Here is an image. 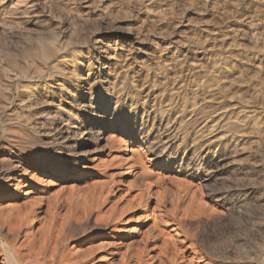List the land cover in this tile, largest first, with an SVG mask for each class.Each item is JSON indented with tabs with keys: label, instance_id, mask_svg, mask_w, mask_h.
Listing matches in <instances>:
<instances>
[{
	"label": "rangeland",
	"instance_id": "374dc122",
	"mask_svg": "<svg viewBox=\"0 0 264 264\" xmlns=\"http://www.w3.org/2000/svg\"><path fill=\"white\" fill-rule=\"evenodd\" d=\"M8 1L5 0L4 5H1L2 3H0V10L7 5L6 3ZM23 2V6L26 5L25 7L29 14L17 12V15L12 17L13 21L17 23L15 26L17 27V30L15 31L14 29L15 32L12 31L15 34L12 37L5 35V33L4 35L0 34V45L4 43L1 46L2 48H0L7 53L9 52L8 54L15 55L19 64H22L25 61L24 64L28 67L32 59L21 58L22 43H24L21 36L26 37L25 34L27 33V35L33 37L37 34L42 36L47 32L46 30L53 27L51 25L52 21L57 22V16H60L59 18L61 19L63 16L65 18V15L69 16L74 14L75 11L77 12L75 14L79 13L83 18V22L81 23L82 28L73 36L68 34L65 35L66 39H63L69 43L65 47V50L69 49L77 51L79 49V51L84 53L83 59H79L81 76L78 78L79 81H77L75 88L77 89L78 95L84 97L86 104H89L90 101L92 104L98 103L101 106L102 111H106V114L100 116L102 119H99L98 121L99 123L108 121V127L101 136L100 130H97L94 133L93 139L95 141L93 139L90 140V142L88 141L90 146L87 147L88 150L86 149L87 152H91L88 153L85 159L80 160L79 166L75 172L72 171V167L70 166L69 171L66 174L68 176L60 181V187L56 186L55 182H57L58 179H49L44 177V175L42 176L43 172L40 167L47 166L48 169H57L63 166L65 157L64 154H62L63 151L59 148L60 142L58 141L55 145H51V139L49 138L34 136L28 132L23 133L24 131L16 126L12 114L16 112L19 114L27 113V106L28 103H30L29 101L34 100L36 94V98L38 99V93L40 94L38 101H41L42 97H46L47 101L52 100L53 102L52 104L37 106V110L43 113V115L41 114L42 117L46 113L53 115L57 113L58 110L59 113H64L67 112V110H70V112L72 111V113L78 114L83 112V108H75V106L70 103L69 98L62 93L58 95L55 94V97L51 99V97L45 95L42 90L39 91V88L36 91L32 89L35 84L42 85L43 82L49 83L52 81L54 83L55 79H60L52 74V66L56 63V59L54 58L47 62L45 71L41 75L42 77L34 75L25 76L22 74L15 75L12 73L11 75L9 74V76L0 69V188L4 189L0 205H4L3 208L13 210L23 209L25 206L33 205L37 209V216L39 223H41V221L45 222L47 220L46 207H44L45 205L43 201L49 203V208L56 203V205H58V209L56 210L58 213V219L55 220V230L59 231L60 235L64 238V253L72 250L88 239H97L99 236L106 234L120 240L122 245L134 246L132 247V249H134L136 248L135 245H137L138 241L142 239V236L146 232V227L143 224L139 225V220H142L141 218H143V216L140 217L142 212L136 210L133 205L129 204L130 201L137 196L138 189L136 188L138 186L133 182H129L128 185L135 186V190L125 189L123 179L129 176H126L124 172L119 173L121 172V168H119L116 162L123 152V147L127 145L138 151H145L144 153L147 155L146 159L147 161H150L153 172L159 175V183L162 185L160 189L162 194L161 210L171 208L173 197L177 195V192H179V196H181L184 188H196L202 193V196L208 203L219 209L220 216L218 217V221L208 229L206 228L203 230L202 233L200 231V234L204 239L209 237L212 240L208 245L212 246L214 250L219 252V249L221 248L219 253H221L222 258L225 260L224 262V260L221 259V261L223 260L222 263L261 264L262 261L260 255H262L263 250H260L258 246L261 239L264 238V232H255V229L251 227L250 234L252 237L250 240L252 241H249L250 245L248 244L246 248L240 249L236 243L238 242L240 245V242L237 241L239 240L237 237L241 236L244 219V217L240 215L242 210L241 203L237 201V203L233 205L229 203L223 204L220 194L223 193V188L226 187V185H230L229 183H235V186L240 187L239 185L241 184V181H239V175L234 174L232 168L239 167V164H243L248 171L246 183L248 184L247 189L250 194L248 202L249 207L246 209V214H249L248 208L251 210L255 204H259L261 207L259 206L260 208L256 209L261 212L260 219L264 224V145L262 146V143L258 142L255 135H247L248 133L243 131L244 134L242 135H245L246 133V137L242 136L240 134L242 133L240 132L241 129L237 128L240 126L239 123H243L244 121L250 122L254 121V119H259L264 122V91L262 92V90H264V79L259 86V88H261L259 92V79L253 77L251 74H246L247 69L249 70V68H251L256 58L259 59L260 63L262 62V64H264L263 53L254 55L249 52L251 48L255 47V45L259 46L261 44H259V36L261 41L264 40V0H57L59 3H56V7L59 9L56 11L55 6L53 9H50L49 7V2H51V0H23ZM47 5L49 6L46 7ZM61 9H63L62 12H60ZM234 9L236 10L234 11ZM64 18L61 20L59 19V21H64ZM137 28H143L144 31H146L145 28H149L147 30L149 32L146 33V39L138 43L132 41L133 39L129 33V30ZM17 31L21 32V36L16 35ZM260 32L263 34L258 35ZM255 34H257L258 37H255L257 36ZM252 35L255 36L253 37ZM250 36H252L253 39ZM250 38L252 39L251 42ZM255 38L258 40L255 41ZM216 39H219L220 41H217ZM18 40L20 42H18ZM201 40L203 43H201ZM254 42L257 43L254 44ZM16 44H19V47H17ZM73 44H75L76 47L75 45L73 46ZM83 44L84 46L82 47ZM249 47L250 50L248 49ZM244 48H246V50ZM128 49H130V51ZM6 56L2 58L0 63H3V66L7 65L9 62V59L7 58L10 57H8V55ZM216 59L219 60L218 64H216ZM88 62L90 63L89 70L86 69L87 67L85 68L87 65L86 63ZM114 64L118 73H124V75H122L124 77L123 81L119 79L118 76L114 75V68L112 67ZM149 64L153 69L151 73L152 81L149 84L150 87H148V84L144 85L145 90L146 88L149 89V100L144 104L143 97H138L137 90L132 88V78H136L135 76L141 70V66ZM157 64L158 66H165V71L172 68L176 69V75L158 70ZM2 65H0V68ZM120 66H122V69ZM207 67L210 68L208 69ZM237 67L238 69L240 68V70L243 69L241 70V72L243 71V75L240 74L241 72L238 71ZM103 73H106L107 77L104 76ZM231 74H234V77L233 75L231 76ZM239 74L241 77H245L240 78ZM199 75L202 76L199 77ZM235 75H237V77L239 76L241 79L240 83ZM185 77L187 79H185ZM193 77L197 80L193 79ZM213 78L215 81H212L214 80ZM209 79L211 81H209ZM219 79H223V83H221L222 81ZM228 79H231V81L227 82ZM119 80L120 83L125 84V90H123V94L120 95V100L115 101L109 90L114 83H119ZM187 80L188 83H185ZM190 82H192V85ZM141 83L142 81L139 82L138 85L140 86ZM229 85H231V87H229ZM251 85L253 86L252 88L250 87ZM223 87L226 88L228 92L224 90ZM208 88H210V90ZM255 88L257 89V92L254 91ZM72 89L70 88L69 90ZM148 89L146 91H148ZM179 89L182 92H180ZM205 91H207V93ZM183 92H185V94ZM251 92L253 94H251ZM27 93H29V95ZM206 94H208V97H205ZM199 97L202 99L200 100ZM36 98L35 101H37ZM59 99L61 100L59 101ZM170 99H175V102L177 103H175L174 107H176L179 112L182 110L184 111V115L187 116V125L185 123L180 127L174 135V141L170 140L168 142L167 145L170 147L167 148V152H163L158 158L154 151L151 152V154L146 153L148 147L160 148V144H158V142L156 143V139H154V134L152 132L147 134V130L143 132L140 130L141 128H139L138 124L133 126L131 121H134L135 119L136 121L139 120L143 111L149 112L152 110L155 113L159 106L162 107L163 110L168 109V105L172 104L169 103ZM203 99L208 100V102ZM250 100L253 101L250 102ZM203 109H205V112H203ZM113 110L116 111L114 115ZM85 114H87L88 117H91L92 112H86ZM151 114L148 129L152 121H154H151L154 115L153 113ZM254 115H257L256 118ZM226 117H229V119H226ZM9 118L10 121L6 120ZM248 118L251 119L249 120ZM7 121L10 122V124ZM233 121L239 125H235ZM236 121L239 122L237 123ZM228 122H231V125L227 124ZM242 123L241 125H244V123ZM204 124L206 127H212L208 129L210 131L204 133L205 135L197 138L200 134L199 129ZM235 128L237 129L234 130ZM10 130L12 135L9 136L8 133L11 134V132H9ZM15 134L19 135L16 136ZM183 135H185L186 138L184 143L181 144L180 138ZM228 139H233L239 143L243 142L244 144L242 148L245 150H240L239 146L234 155V164L222 163L223 165H220L222 168H215L212 163L216 162L218 158L216 154L215 156L212 154L217 145H222V143L226 142ZM253 140L255 141L253 142ZM195 142L199 144V149L194 153L191 148L190 151L185 149L188 144L191 145ZM76 143L79 146V140H76ZM81 144L83 145L84 142H81ZM219 148L221 149V146ZM258 150L260 152H258ZM242 153L243 156H241ZM168 154L171 155L168 157ZM157 161L162 164H159ZM168 162L170 165L167 166L166 163ZM10 176L14 177V180L9 179ZM41 178L44 179V181L40 183ZM114 179L120 180L122 183L117 184L116 182H112V185L117 187V191L108 193L106 184ZM127 179L130 180V178ZM233 179L235 182L231 181ZM22 184L26 187L22 189H26L29 193L26 198L24 196L21 198L20 194L16 192ZM15 185L16 187H14ZM35 188L44 189L42 202L35 201L32 198L34 193L33 189ZM59 188H63L61 193H59ZM99 192L103 194L101 195ZM216 196L220 198V200H218L219 202L214 201ZM61 204H64V206H60ZM92 204V216L88 219V227H83L81 229L77 227L68 228L67 226H61L60 219L65 216L64 214L66 213V210L76 213L78 217H82V210ZM152 209L155 211V201L151 199L148 210L151 211ZM237 210H239V212ZM156 213H158V211H156ZM132 217L140 218L135 221ZM150 219L151 215L148 220L150 221ZM103 220H107L106 225L109 224L108 227L106 229L95 230L94 225L100 224ZM194 221V218H191L189 223H185V227L189 229L191 233L197 232V225ZM254 221L256 222V220ZM254 221H252V223H255ZM77 225L81 226L80 223ZM57 233L58 232H56V234ZM255 236L257 239L253 238ZM23 242L24 237L22 236L16 242V245L18 246ZM235 250H237V252H235ZM244 251L245 253H243Z\"/></svg>",
	"mask_w": 264,
	"mask_h": 264
},
{
	"label": "bare ground",
	"instance_id": "6f19581e",
	"mask_svg": "<svg viewBox=\"0 0 264 264\" xmlns=\"http://www.w3.org/2000/svg\"><path fill=\"white\" fill-rule=\"evenodd\" d=\"M4 1L5 0H0V3H2L1 5L5 4ZM261 1H263V0H261ZM49 3H50V6L47 5L46 7L49 6L50 9H53L54 6L56 7V3H59V2H57V0H51V2H49ZM6 4L7 5L4 6L0 10V34L4 35V33H5V35L12 37L15 35L12 31H14V29H15V31L17 30L16 29L17 27H15L17 25V23L13 21L12 17L17 15V12H22L24 14H29V13L27 12V8L25 7L26 5L23 6V4H24L23 0H21V1L20 0L19 1L11 0V1H8ZM263 8H264V6H263ZM57 9H59V8L56 7L55 11ZM235 10L236 9H234V11ZM62 11H63V9H61L60 12H62ZM68 12H70V11H68ZM64 13H66V12H64ZM75 13H77V12L75 11L74 14H71L69 16L65 15L66 16L65 18L63 16L64 15L63 14L62 16L64 18V21H62V22L59 21L60 16H57L58 17L57 22L52 21L51 25L53 27L52 28L50 27L51 29L48 28L49 30H46L47 32L42 36L41 35L39 36V34H37L33 37V36L27 35L28 34L27 33V34H25L26 37H22L21 32L17 31L16 35L21 36V38H23V42H24V43H22L23 47H22L21 58L22 59H28V58L32 59V61L28 67L26 66V64H24L25 61L23 62V60H22L23 63L19 64L15 58L16 57L15 55L13 56L12 54H8L9 52L7 53L3 49H1L2 48L1 46L4 43L2 45H0V47H1L0 48V63L2 61V58L5 57L6 55H8V57H10V58H7V59H9L8 64L6 62L7 65L3 66L2 65L3 63L0 64V65H2L0 69H2V71L5 72L7 75H9V74L11 75V73H12L15 75L16 74H22L25 76L26 75H30V76L34 75V76L40 77L42 75V73H44V71H45L47 62L50 61V59H52V58L56 59V63L52 66V72H53L52 74H54L55 77H57V78L59 77L60 79L59 80L55 79L54 83L51 80L52 82H49V83L43 82L42 85L41 84H39V85L35 84L32 89L34 91H36L39 88V91L42 90L45 93V95L51 97V99H53V97H55V94L58 95V94L62 93L63 95H65L69 98L70 103L73 104L75 106V108H83V112L78 113V114H74V113H72V111L70 112V110H67V112H64V113H62V112L59 113L58 112L59 110H58L57 113H55L53 115H51V114L49 115L46 113L42 117L43 113H41L37 110V106H41V105H45V104H52L53 102H52V100L47 101L46 97H42V100L38 101L40 98L39 97L40 94L38 93V99L36 98L37 97V94H36V96L34 97V100L29 101L31 104L28 103L27 113L19 114L16 112V113L12 114V117L14 118V122L16 123V126L19 127L20 130H23L24 131V132L22 131L23 133L28 132L29 134H32L34 136H41V137L49 138V139H51L50 140L51 145H55L58 141L60 142L59 148L61 149V151H63L62 154H64V157H65L63 166H61L57 169H48L47 166L40 167V169L43 172L42 176L44 175V177H47L49 179H54V178L58 179L57 182H55L56 186H58V187L61 186L60 181L64 180L68 176L66 174L69 171V167L71 166L72 171L75 172V170L79 166L80 160L85 159V157L88 155V153L91 152V151L87 152V150H88L87 147L90 146L88 144V141L90 142V140L93 139L94 133L97 130H100V136H101L108 127V125H107L108 121H103L101 123H99V121H98L99 119H102L100 116H104V114H106V111H102L101 106L98 103L92 104V102L90 101L89 104H86V100H84V97H80L78 95L77 89L75 88L77 81H79L78 78L81 76V68L79 66L80 65L79 59H83L84 53L79 51V49L77 51H73V50H69V49L65 50V47L69 43L63 39V38H65L66 34L73 36L76 34L77 31H79V29L82 28L81 23L83 22V18L79 15V13L78 14H75ZM242 15H244V14H242ZM63 18H61V19H63ZM257 20H258V18H257ZM148 29L145 28L146 31ZM146 31H144L143 28H137L134 30H129V33L131 34V37L133 39L132 41H136L137 43L144 41V39H146V37H147L146 33L149 32V31H147V32ZM250 31H252V30H250ZM250 34H252V33H250ZM260 34H261V32L258 35H260ZM255 35H257V34H255ZM258 35L255 37H258ZM252 36H250V37H252ZM253 37H252V39H253ZM252 39L250 40V42L252 41ZM259 39H260L259 44L261 43L260 45L257 44L259 46L255 45V47H254V45H253L254 48H251V50H250V47H252V46L249 45L250 47L248 49L250 50L249 52L251 54L252 53L254 55L258 54V53L264 54V43H263L264 40L261 41L260 36H259ZM11 40H13V39H11ZM256 40H258V39L255 38V41ZM18 42H20V41L18 40ZM15 43H16V41H15ZM201 43H203L202 40H201ZM204 43H206V42H204ZM256 43L254 42V44H256ZM9 45H11V44H9ZM74 45L75 44H73V46ZM12 46H13V44H12ZM83 46H84V44L82 45V47ZM17 47H19V44L17 45ZM75 47H76V45H75ZM78 47H81V46H78ZM242 47H244V46H242ZM247 47H248V45H247ZM246 48H244V49L246 50ZM128 50L130 51V49H128ZM247 55H249V54H247ZM227 57H229V56H227ZM262 57H263V55H262ZM209 60H208V63H209ZM218 61L219 60H217L216 64H218ZM89 62L86 63L87 65L85 66V68L87 67L86 68L87 70H89V64H90ZM255 62H257V63H255ZM255 62L252 64V66H251V68H249V70L247 69V71L246 70H244V71H246L247 75L251 74L253 77H256L259 79V82H258V88H259L261 82H263V79H264V64H262V62L260 63L259 59H257V58L255 59ZM247 64H249V63H247ZM227 65H228V63H227ZM229 65H231V64H229ZM150 66H151L150 64L141 66V70L135 76L136 78L135 79L132 78V83H133L132 88L134 90H137L138 97H140V96L143 97V99H144L143 103L144 104L149 100V89L146 88V90L148 89V91H146L144 88L145 87L144 85L148 84V87H150L149 84L152 81L151 80V78H152L151 73H152L153 69ZM108 67H109V65H108ZM112 67L114 68L113 69L114 75L118 76V78L123 81L124 77L122 75H124V73H122V72L118 73L115 69V64ZM120 67L122 69V66H120ZM157 67H158V70H160V71L164 72L166 70L165 66H162V65L158 66V64H157ZM210 67H211V65H210ZM175 68H177V67H175ZM229 69H231V68H229ZM237 69H238V67H237ZM244 69H245V67H244ZM193 70H195V69H193ZM233 70H234V68H233ZM241 70H243V69H241ZM241 70H240V68L238 69V71H240V72H241ZM120 71H122V70H120ZM187 71H188V69H187ZM196 71H197V69H196ZM205 71H206V68H205ZM208 71H210V70H208ZM175 72H177V71L174 68L165 71V73H169L172 75H176ZM242 72L240 73L241 75H243ZM110 73H111V71H110ZM15 75H14V77H15ZM103 75L107 77L106 73H103ZM214 75H216V74H214ZM232 75L234 77V74H231V76ZM241 75H240V78L245 77V76L241 77ZM201 76L199 75V77H201ZM206 76H208V75H206ZM186 77H185V79H187ZM235 77H236V79H239V83H240L241 79L239 78V76L237 77V75H235ZM23 79H24V77H23ZM116 79H114V80H116ZM193 79H196V78L193 77ZM203 79H204V77H203ZM219 80L222 81L223 79H219ZM141 81H142V83L139 86L138 83ZM182 81H183V79H182ZM209 81H211V80L209 79ZM212 81H215V79ZM223 81L221 83H223ZM228 81H231V79H228L227 82ZM170 82H172V81H170ZM172 83H174V82H172ZM185 83H188V80ZM190 83L192 85V82H190ZM210 83H212V82H210ZM219 83H220V81H219ZM229 84H234V83H229ZM194 85H195V83H194ZM227 85H228V83H227ZM163 86H165V85H163ZM232 86H234V85H232ZM229 87H231V85H229ZM250 87L252 88L253 86L251 85ZM24 88H25V86H24ZM70 88L71 89L73 88V89L69 90ZM262 88H263V86H262ZM189 89H191V88H189ZM208 89L210 90V88H208ZM260 89L261 88L258 89L259 92H260ZM6 90H7V88H6ZM123 90H125V84L120 83V80H119V83H114L109 91L111 92V96H113L114 100L116 101V100H120L119 97L121 94H123L122 93ZM202 90H204V89H202ZM224 90H226V88H224ZM179 91H180V89H179ZM254 91L257 92V89L255 88ZM263 91L264 90H262V92ZM180 92H182V91H180ZM199 92H200V90H199ZM205 92L207 93V91H205ZM183 93L185 94V92H183ZM191 93H189V94H191ZM27 94L29 95V93H27ZM140 94H142V95H140ZM173 94H175V93H173ZM211 94H213V93H211ZM219 94H220V92H219ZM247 94H248V91H247ZM251 94H253V93L251 92ZM199 95H200V93H199ZM204 95H205V93H204ZM223 95H224V92H223ZM205 97H208V94H206ZM259 97H260V95H259ZM35 98L37 99V101H35ZM196 98H194V99H196ZM255 98H256V96H255ZM199 99H200V97H199ZM253 99H254V97H253ZM60 100L61 99H59V101ZM203 100H206V99H203ZM213 100H215V99H213ZM252 101L250 100V102H252ZM206 102H208V100H206ZM169 103H172V104L168 105L169 108L166 110H163L162 107L159 106V107H157L158 109L155 113L152 110H150L149 112L143 111L139 120L136 121V119H135L134 121H131L133 126L138 124L139 128H141L140 130H142L143 132L145 130H147V134H149L150 132H152L154 134V139H156V143L158 142V144H160V148L158 147L159 149H157V148H153V147H148L147 148L148 151H146V153L151 154V152L154 151L158 158L163 154V152H167V148L170 147L167 145L168 142L170 140L174 141V139H175L174 135L177 133V131L180 129V127H182L187 122V120H186L187 116L184 115L185 114V113H183L184 111L182 110L179 112V110H177L176 107H174L175 103H177V102H175V99H170ZM259 103L261 104V102H259ZM187 104H188V102H187ZM191 104H192V102H191ZM246 104H247V102H246ZM261 105H263V104H261ZM212 107H210V108H212ZM196 109H198V108H196ZM204 110L205 109H203V112H205ZM261 110H262V108H261ZM86 112H92L91 117H88V115L85 114ZM117 112H120V111H117ZM115 113H116V111L113 110V115ZM151 113L154 114L151 121L154 120L155 122L152 121V123L148 129L149 118H151L150 115H152ZM38 116H39V118H38ZM142 116H144V117H142ZM198 116H199V114H198ZM256 116H255V118H256ZM227 118L229 119V117H226V119ZM6 120L10 121V118L6 119ZM231 121H232V118H231ZM242 121H244V120H242ZM8 123L10 124V122H8ZM11 123H12V121H11ZM241 123L242 122H240L239 123L240 126L237 127V128L241 129L240 132H242V133H240V134L241 135L244 134L243 133V131H244V132L248 133L247 135H252V136L255 135L258 139V142L262 143L261 145L263 146L264 145V122H262L259 119H256V120L254 119V121H250V122L244 121L243 122L244 125H241ZM227 124L231 125V122H228ZM239 124L235 123V125H239ZM12 125H11V127H12ZM186 125H187V123H186ZM154 126H155V128H154ZM199 127H200V125H199ZM210 127H212V126H210ZM210 127H206V125L204 124L203 126L200 127V129L198 128L200 130L199 131L200 134L198 135L197 138H200V136L205 135L204 134L205 132L210 131V130H208ZM237 128H235L234 130H236ZM229 129H231V128H229ZM12 130H15V129H12ZM9 132H11V130ZM8 135L9 136L12 135V132H11V134L8 133ZM18 135H16V136H18ZM245 135H246V133H245ZM245 135H242V136H245ZM28 136H30V135H28ZM256 137H255V139H256ZM185 138H186L185 135H183L180 138L181 144L184 143ZM23 140H25V139H23ZM76 140H79L80 144H81V142H84V144L83 145L79 144V146H78L76 143ZM26 141H29V140H26ZM254 141L255 140H253V142ZM197 142H195L194 144H191V145L188 144L187 147H185V149L190 151V148H191V150L193 149L192 152L194 153L196 150L199 149V144ZM243 144H244L243 142L239 143L238 141H235L233 139H228L226 142L222 143V145H217L212 155L215 156V154H216L218 160L216 162H213L212 165L215 168H219V167H221L220 165H223L226 163L234 164V160H235L234 155L236 154V152H237L236 150H238L239 146H240V150H242V151L245 150L242 148ZM220 146H221V149L219 148ZM50 148H51V146H50ZM246 149H248V148H246ZM254 151H255V148H254ZM58 152H60V151H58ZM144 152L138 151L136 149L131 148L130 146L125 145L123 147V152H122L121 156L118 157L119 159L117 158L118 161L116 160L117 165L119 166V168H121L120 169L121 172H119V173L124 172L126 176H129L127 178H130V180L127 178L123 179V183H125V189L126 190H132V189L135 190L134 189L135 186L128 185L129 182H133L135 185L138 186L136 188V189H138L137 190L138 194L134 199H132L130 201L129 204L133 205L136 210H140L142 212L140 217L143 216V218H141L142 220H139V225L143 224L146 227V230H145L146 232L142 236V239H140L138 241L137 245H135L136 248L132 249V247H134V246H131V245H126V246L122 245L120 240H117V239L113 238L111 235L106 234V235L99 236L97 239H88L87 241L82 242L79 245H77L72 250L64 253V251H63V246L65 244L64 238L60 235L59 231L55 230V220L58 219V213L56 212V210L58 209V205H56V203H55L51 208H49V203L43 201V198H42V195L44 194V189L43 188L42 189L41 188L40 189L35 188V189H33L34 193H33L32 198L35 201H40V202L43 201L44 202V205H45L44 207H46L45 210H46V216H47V220L45 222L41 221V223H39V219L37 216V209L33 205L25 206L23 209H18V210L3 208L4 205L3 206L0 205V264H224V263H222V261L224 259L222 258L221 253H219L221 248L219 249V252H217L216 250H214V248L212 246L208 245L212 240L209 237L204 239L203 237H201V234H200V231L202 233L203 230H205L206 228L208 229L209 227H211V225H213L214 223H216L218 221V217L220 216L219 215V209L215 208L214 205L208 203L205 200V198L202 196V193L199 190H197L196 188L192 187L190 189L184 188L181 196H179V192H177L176 193L177 195H175L173 197V203H172L171 208L161 210L160 208H161V203H162V194H161L160 189H161L162 185H161V183H159L160 178H159L158 174L153 172L152 167H151V163H150V161H147V159H146L147 155ZM258 152H260V151L258 150ZM170 155L171 154H168V157ZM241 156H243V153L241 154ZM259 159H261V158H259ZM7 162H8V160H7ZM9 162H11V161H9ZM157 162L159 163V161H157ZM5 163H6V161H5ZM159 164H162V163H159ZM166 164H167V166L170 165L169 162ZM113 165H114V163H113ZM119 168H117V169H119ZM232 172L236 175H239V179H240L239 181H241V184L239 185L240 187L235 186L236 185L235 183H229L230 185H228V186L226 185V187H224V188L221 187L224 189V191H223V193L220 194V197H221L223 204L229 203V204L233 205V204L237 203V201L241 203L242 210L241 209H239V210H241L240 215H242L244 217V219H243V224H242L243 226L241 229V232H242L241 236L237 237L239 239L237 241L240 242V245L238 244L237 241H236L237 242L236 244L240 249H242V248H246V246L249 244V241H252V240H250V238L252 237L250 234L251 227L255 229L254 230L255 232H264V224L262 223V220L260 219L261 212H259L256 209V208L261 207L259 204H257V205L255 204V206L251 210L248 208L249 214H246L247 213L246 209H247V207H249L248 202H249V195H250L248 193V189H247L248 184L246 183L247 177H248V171H247L246 167H244L243 164L242 165L239 164V167L232 168ZM236 175H234V176H236ZM229 177H231V176H229ZM13 178L14 177H12V176L9 177V179H13ZM34 179H36V178H34ZM43 181H44V179L41 178L40 183ZM225 181H226V179H225ZM231 181L235 182L234 179ZM231 181H229V182H231ZM112 182H116L117 184L122 183V181H120V180H115V179L110 180V182H108L106 184V189H107L108 193L117 191V187L112 185ZM221 184H223V183H221ZM14 187H16V185ZM22 188H26L24 186V184H22L20 186V188H18L16 190V192L20 194L21 198H22V196H24L26 198L29 193L26 191V189H22ZM3 191H4V189L0 188V201L2 199L1 196H2ZM45 191H46V189H45ZM62 191H63V188H59V193H61ZM99 194L102 195L103 193L99 192ZM151 199L153 201H155V211L153 209L151 211L148 210L149 202ZM218 200H220V198L218 196H216L214 201L219 202ZM24 205H22V206H24ZM60 206H64V204H61ZM241 206H239V207H241ZM92 208H93V204L85 207L82 210V217H78L76 215V213H72L71 211L66 210V213L64 214L65 216L60 219L61 226L62 227L67 226L68 228L69 227H77V228H81V229L83 227H88V224H89L88 219L90 216H92L91 215V213H92L91 209ZM229 210H231V209H229ZM239 210H237V211L239 212ZM156 211H158V213H156ZM263 211H264V209H263ZM150 215H151V219L149 221L148 218ZM140 217H132V219H134L136 221ZM191 218H194V220H195L194 222L197 225V232L196 233H191V231L185 227V223H189ZM254 220H256V222ZM252 221H254L255 223H252ZM78 223H80L81 226H78L77 225ZM106 223H107V220H103L100 224H95L94 229L95 230L106 229L109 225V224L106 225ZM102 224H104V225H102ZM124 225H125V223H124ZM89 228H90V226H89ZM89 228H87V229H89ZM128 230H131V229H128ZM56 232H58V233L56 234ZM65 234H66V232H65ZM254 235H256V234H254ZM22 236L24 237V242L17 246L16 242ZM260 237H261V235H260ZM253 238L255 239L256 236ZM258 240H259V238H258ZM233 246H234V244H233ZM229 247H231V246H229ZM253 247H255V246H253ZM258 247L260 250H263L262 255H260V256H261V261H262L261 264H264V238L261 239V242L259 243ZM231 248H229V249H231ZM235 252H237V250H235ZM243 253H245V251ZM226 256H228V255H226ZM229 258H231V257H229ZM221 259H223V260L221 261ZM224 262H225V260H224Z\"/></svg>",
	"mask_w": 264,
	"mask_h": 264
}]
</instances>
